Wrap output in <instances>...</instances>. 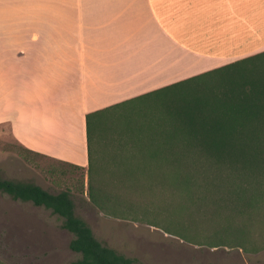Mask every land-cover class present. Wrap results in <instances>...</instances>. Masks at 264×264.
Wrapping results in <instances>:
<instances>
[{
    "label": "crops",
    "instance_id": "1",
    "mask_svg": "<svg viewBox=\"0 0 264 264\" xmlns=\"http://www.w3.org/2000/svg\"><path fill=\"white\" fill-rule=\"evenodd\" d=\"M260 54L264 0H0V125L86 168V114Z\"/></svg>",
    "mask_w": 264,
    "mask_h": 264
},
{
    "label": "trees",
    "instance_id": "2",
    "mask_svg": "<svg viewBox=\"0 0 264 264\" xmlns=\"http://www.w3.org/2000/svg\"><path fill=\"white\" fill-rule=\"evenodd\" d=\"M263 55L202 73L195 80L232 71ZM247 68L202 88L191 109L149 128L148 158L136 157L139 137L109 123L111 107L85 115L86 168L48 159L85 171L89 201L115 218L131 206L128 202L143 197L144 190L148 202H264V74ZM0 194L56 215L61 228L72 234L69 249L79 255L72 264H141L94 237L75 215L68 189L50 193L33 182L0 178ZM174 222V231L188 242L245 251L264 245V218Z\"/></svg>",
    "mask_w": 264,
    "mask_h": 264
},
{
    "label": "rangeland",
    "instance_id": "3",
    "mask_svg": "<svg viewBox=\"0 0 264 264\" xmlns=\"http://www.w3.org/2000/svg\"><path fill=\"white\" fill-rule=\"evenodd\" d=\"M246 67L264 74V55L232 71L149 94L146 105L113 110L109 123L125 129L130 137H140L159 122L191 109L202 88L223 83ZM0 178L33 182L50 193L70 190L75 215L87 223L94 237L141 264H264V245L257 251L212 248L182 240L174 231L175 220L263 219L264 202H148L144 190L143 197L128 202L131 206L117 213L119 218L107 216L88 199L85 171L76 172L25 152L6 124L0 125ZM71 239L72 234L61 228V220L49 210L0 194V264H72L79 255L69 249Z\"/></svg>",
    "mask_w": 264,
    "mask_h": 264
}]
</instances>
